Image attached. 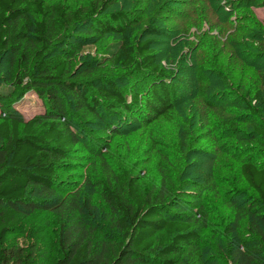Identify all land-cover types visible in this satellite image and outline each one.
Returning a JSON list of instances; mask_svg holds the SVG:
<instances>
[{"label":"trees","instance_id":"obj_1","mask_svg":"<svg viewBox=\"0 0 264 264\" xmlns=\"http://www.w3.org/2000/svg\"><path fill=\"white\" fill-rule=\"evenodd\" d=\"M107 3L94 0L69 10L45 0H0L2 76L6 83L32 92L42 104L38 114L23 120L13 101L0 98V264H46L45 251L35 243L17 245L9 237L29 214L64 209L62 202L56 203V174L78 164V117L100 122L111 137L121 136L120 126L127 122L149 126L172 120L170 74L156 63L150 41L135 48L128 45L137 24L133 13L107 12ZM112 34L122 39L113 61L123 74L85 81L71 76L74 55ZM84 65V74H90L95 61ZM253 99L260 103L261 92ZM243 104L249 115H257L250 102ZM246 141L257 144L242 152L237 170L254 195L248 208H238L247 219V237L224 256L232 264H264V128L254 126ZM106 146L86 147L98 156ZM101 194L118 237L92 238L74 214L58 228L53 264H209L224 259L220 250L218 256L207 257L201 249V234L184 206L194 207L187 195L147 190L127 174L116 178V188L103 186ZM196 213L202 215L200 210ZM239 226L244 225L234 218L226 233L235 234Z\"/></svg>","mask_w":264,"mask_h":264},{"label":"rangeland","instance_id":"obj_2","mask_svg":"<svg viewBox=\"0 0 264 264\" xmlns=\"http://www.w3.org/2000/svg\"><path fill=\"white\" fill-rule=\"evenodd\" d=\"M45 1L72 10L94 0ZM106 11L133 13L137 24L128 45L135 48L150 41L156 63L170 74L172 120L149 126L127 122L120 126L121 136L111 137L100 122L78 117V164L56 174V203L62 202L64 209L29 214L10 243L33 242L45 251L46 264H53L58 228L74 214L92 238L118 237L101 189L116 188V178L127 174L147 190L190 197L194 207L184 206L201 234V249L207 257L218 256L220 250L224 258L209 264H232L224 254L247 237V219L238 208H248L254 199L240 181L238 165L243 151L257 147L246 141L253 127L264 128V0H108ZM121 43V36L112 34L85 45L69 62L71 76L81 81L118 78L124 70L113 58ZM93 61L94 70L84 74V64ZM257 91L260 103L253 99ZM0 98L13 101L23 120L42 108L32 92L6 83L2 71ZM243 101L250 102L257 115H249ZM90 143L107 144L106 150L96 156L86 147ZM260 155L264 161V152ZM234 218L244 226L228 235Z\"/></svg>","mask_w":264,"mask_h":264},{"label":"built area","instance_id":"obj_3","mask_svg":"<svg viewBox=\"0 0 264 264\" xmlns=\"http://www.w3.org/2000/svg\"><path fill=\"white\" fill-rule=\"evenodd\" d=\"M4 116V115H3Z\"/></svg>","mask_w":264,"mask_h":264}]
</instances>
